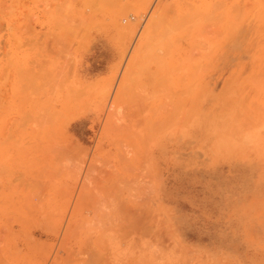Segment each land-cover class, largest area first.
<instances>
[{
  "label": "rangeland",
  "instance_id": "1",
  "mask_svg": "<svg viewBox=\"0 0 264 264\" xmlns=\"http://www.w3.org/2000/svg\"><path fill=\"white\" fill-rule=\"evenodd\" d=\"M0 264H264V0H0Z\"/></svg>",
  "mask_w": 264,
  "mask_h": 264
}]
</instances>
